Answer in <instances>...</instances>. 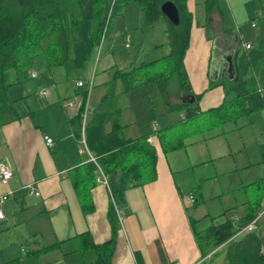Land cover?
<instances>
[{
	"label": "crops",
	"instance_id": "obj_1",
	"mask_svg": "<svg viewBox=\"0 0 264 264\" xmlns=\"http://www.w3.org/2000/svg\"><path fill=\"white\" fill-rule=\"evenodd\" d=\"M109 1L80 0L83 21L70 65L48 69L44 57H36L25 74L32 82L25 78L9 90L19 119L0 122V163L9 161L14 171L8 184L0 181V196L14 194L0 220V264H95V251L81 250L80 235L87 233L94 245L112 238L107 176L94 153L83 152L79 143L78 101L86 93L76 85L79 80L87 87L94 85L88 123L107 110L115 111L123 137L130 141L154 137L149 144L158 154L156 179L126 191L110 264H227V243L204 255L196 231L226 220L239 225L254 205L248 190L264 186V145H253L245 133L253 120L242 118L221 128L187 132L178 144L169 146L161 133L192 121L182 107L196 102L184 103L185 94L195 98L203 94L197 118L222 105L224 86L210 87L234 81L227 78L225 57H232L236 79L255 78L249 53L264 41V0H188L193 24L184 70L191 93L179 84L176 92L168 86L165 94L156 81L126 92L124 81L116 79L118 73L142 65H147L146 72L155 69L171 53L166 22L147 25L137 2L120 9L105 42L91 49L94 16L99 8L105 14ZM152 84L157 86L156 96ZM44 88L46 96L41 95ZM155 97L161 104L147 105ZM111 130L109 123L106 131ZM46 137L53 139V146L46 144ZM90 164L97 167L95 180L86 182L81 176ZM79 182L83 198L76 190ZM29 185L40 195H30L25 189ZM226 197L234 200L228 207L223 203ZM261 198L259 207L264 206V194ZM193 220L199 223L194 226ZM246 233L239 231L236 238ZM258 233L264 240V228Z\"/></svg>",
	"mask_w": 264,
	"mask_h": 264
},
{
	"label": "trees",
	"instance_id": "obj_2",
	"mask_svg": "<svg viewBox=\"0 0 264 264\" xmlns=\"http://www.w3.org/2000/svg\"><path fill=\"white\" fill-rule=\"evenodd\" d=\"M130 1L138 3L147 25L166 22L171 53L164 60L169 64L170 71H173V77L179 80L186 92L191 93L184 70V56L189 47L193 24L188 0H116L114 16ZM167 2H172L178 9L180 24L177 26L161 11ZM105 14L99 8L94 16L96 28L92 31L91 49L100 42ZM82 21L80 0H0V122L6 124L19 119L15 102L9 97V90L26 78L25 74L36 57L43 56L48 69L71 64L73 44L80 38L79 27ZM249 59L255 78L247 80L238 77L233 82L222 81L211 85L210 89L224 86L226 92L220 107L203 113L210 117L212 128H221L264 111V41L260 42L259 47L250 50ZM147 69V65H142L133 71L118 73L116 79L124 81L126 92L156 81L165 94L170 76L164 73L150 75ZM13 73L16 75L15 81H12ZM202 96L196 95L194 105L182 107L187 109L188 120L198 117V104ZM79 121L81 125L80 118ZM109 123L112 124V130L107 133L106 126ZM86 135L89 150L97 157L100 168L108 178L112 195L108 218L113 235L108 242L100 245L92 244L87 233L80 235L83 239L81 250L95 251V264H110L121 227L118 211L126 204V191L156 179L158 154L146 137L135 141L126 140L115 111L107 110L93 118L88 123ZM96 170L97 167L90 164L88 173L81 174V177H85L86 182L94 181ZM80 184L82 182L76 184V190L83 198ZM261 199L249 207L237 226L226 220L210 226L206 231H196L204 255L206 251L211 252L227 243V264H264V240L258 232H248L236 238L239 231L256 219V208ZM198 223L192 221L194 226Z\"/></svg>",
	"mask_w": 264,
	"mask_h": 264
},
{
	"label": "rangeland",
	"instance_id": "obj_3",
	"mask_svg": "<svg viewBox=\"0 0 264 264\" xmlns=\"http://www.w3.org/2000/svg\"><path fill=\"white\" fill-rule=\"evenodd\" d=\"M113 21V19H112ZM255 24V23H254ZM112 25V22L110 24V27ZM110 31V29H109ZM108 37V36H107ZM168 63L167 62H161L160 64H158L155 69H152L150 71H148L147 73H149L150 75H155V74H162L164 73L166 76H170V80H169V87H170V91L171 92H176L179 88V80L175 77H173V71L169 69L168 67ZM28 71V70H27ZM172 75V76H171ZM25 81L31 83L32 80L30 77L26 78ZM24 81V82H25ZM34 82V80H33ZM87 87V86H86ZM153 89L155 90L154 94L156 96V84H152ZM86 90V88H85ZM48 91V89H47ZM149 96H154L153 92L152 91H149L148 92ZM92 96V95H91ZM13 98V95L11 96V99ZM85 98V94L84 96L81 97V99L78 101V103H81ZM154 100V103L153 102H150L149 104L147 105H160L161 104V99L158 100V98L155 97ZM76 104V100H73ZM72 102V100L68 101V103ZM67 103V104H68ZM90 106L92 107V103H91V98H90ZM16 105V102L15 104ZM246 120H253L254 124H252L251 126L247 127L246 130H245V133L247 135H249V138L251 140V143L253 145H258L260 142L264 145V112H259L257 113L256 115H253L252 117H246L244 118ZM211 127V120H210V117L208 115H203V116H200L199 118H196V119H193L192 121H190L188 124L186 125H181V126H178L176 127L175 129H172V130H168V132H162L161 136L165 137V140H166V145H170L171 143L173 145L175 144H178L179 141L185 136V134L187 132H194V131H197V130H204L206 128H209ZM171 131V132H170ZM165 133V134H164ZM162 137V138H163ZM256 137H258L256 139ZM259 150H257L258 152ZM251 156H253V151H251ZM263 157V156H262ZM248 194H249V198H250V201L252 202V204H255L257 203L260 198L263 196L264 194V186L261 185V184H258L256 186H252L249 190H248ZM232 202H234V200H232L231 198H225L223 203L225 204V206H229ZM257 212H256V218H257V232L261 230H263L264 228V206L263 207H257ZM210 210V213H213V210L214 208L211 207L209 208ZM190 212L191 214L194 215V210H192V208L190 209ZM232 216H234V214H232ZM256 220V219H255ZM254 220V221H255ZM253 221V222H254ZM252 223V222H251ZM250 223V224H251ZM249 224V225H250ZM248 227V226H247ZM246 227V228H247ZM197 229L198 230H201L202 229V225H198L197 226ZM245 229V228H244ZM243 229V230H244ZM242 230V231H243ZM241 231V232H242ZM225 254V252H221L219 257L221 259V257ZM219 259V260H220Z\"/></svg>",
	"mask_w": 264,
	"mask_h": 264
},
{
	"label": "built area",
	"instance_id": "obj_4",
	"mask_svg": "<svg viewBox=\"0 0 264 264\" xmlns=\"http://www.w3.org/2000/svg\"><path fill=\"white\" fill-rule=\"evenodd\" d=\"M115 2H116V0H110L108 5H107L106 14H105V24H104V29L102 32L99 47L102 46V44L105 42V40L108 36L110 24L112 22V19L114 18V14H115ZM252 26H255V24L253 23ZM245 47L247 49H250L251 45L246 44ZM32 76L36 77L37 74L33 73ZM76 85L80 88H86V85H85L84 81H82V80L77 81ZM93 86H94L93 83L89 84V86L86 88L85 98L79 104V109L81 111L80 112L81 137H80L79 143L82 146V151L86 152L90 155H91V153H90V150L88 147L86 131H87V124H88L89 118L93 112L92 107L90 106V103H89V94H90ZM47 94H48V91L46 88H44L41 91V95L46 96ZM68 105L71 107L74 105V103L70 102V103H68ZM154 130L156 132V129H154ZM153 139H154V137H149L147 139L148 143L152 144ZM45 140H46V144L48 146H50V147L53 146V144H54L53 139H51L50 137H46ZM95 160L96 159L94 157H92V161H95ZM13 176H14V171H13V167H12L11 163L9 161H2L0 163V181L3 184H8V182L13 178ZM104 180H105V183L108 185V179L106 177H104ZM25 189L29 192L30 195H36V196L40 195V192L38 191V189L34 185L26 186ZM13 195H14L13 192H9V193H6V194L0 196V220L5 219L3 207L10 200V198L13 197ZM118 214L120 217V211H118ZM255 231H257V219L254 222H252L250 225H248V227L245 228L242 232L248 233V232H255Z\"/></svg>",
	"mask_w": 264,
	"mask_h": 264
},
{
	"label": "water",
	"instance_id": "obj_5",
	"mask_svg": "<svg viewBox=\"0 0 264 264\" xmlns=\"http://www.w3.org/2000/svg\"><path fill=\"white\" fill-rule=\"evenodd\" d=\"M161 11L163 15L174 25L180 24V16L178 9L172 2L165 3ZM228 63V68L226 69L227 78L231 81L236 80V66L235 63L232 60V57H225ZM196 102V98L194 95L191 94H185L184 95V103L192 105Z\"/></svg>",
	"mask_w": 264,
	"mask_h": 264
}]
</instances>
